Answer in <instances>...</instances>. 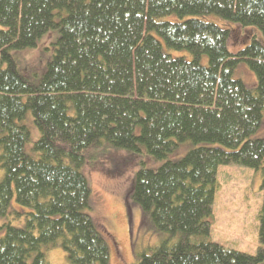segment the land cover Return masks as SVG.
<instances>
[{
    "label": "trees",
    "instance_id": "trees-1",
    "mask_svg": "<svg viewBox=\"0 0 264 264\" xmlns=\"http://www.w3.org/2000/svg\"><path fill=\"white\" fill-rule=\"evenodd\" d=\"M211 15L264 35V0H0V218L24 219L0 224V264H50L43 248L56 245L69 264H110L84 168L119 151L163 162L141 158L126 206L167 238L132 264H264V201L256 254L211 239L220 166L259 170L264 195V138L251 139L264 119V43L231 49ZM54 29L33 80L13 52ZM241 62L255 88L233 77ZM30 112L37 157L26 150ZM186 142L196 146L173 160Z\"/></svg>",
    "mask_w": 264,
    "mask_h": 264
},
{
    "label": "rangeland",
    "instance_id": "rangeland-1",
    "mask_svg": "<svg viewBox=\"0 0 264 264\" xmlns=\"http://www.w3.org/2000/svg\"><path fill=\"white\" fill-rule=\"evenodd\" d=\"M167 19L179 20L177 16ZM209 19L231 30L229 39L231 49L239 50L245 47L253 36L264 43V35L257 27H243L234 21L214 15L209 16ZM58 36L59 29H54L52 33L45 35L35 48L17 53L14 51L20 70L24 68L34 72L30 74V77L38 80L52 54L48 48H51L52 41ZM162 48L164 53L172 57H185L187 60L193 58L188 51L169 48L164 41H162ZM203 63L208 64L206 56L203 57ZM233 77L241 79L250 88L256 87V74L246 62H241L236 66ZM25 122L30 125L31 129V140L26 150L31 151L27 150L29 155L37 157L38 155L32 151V148L39 139L40 133L37 126L33 124L31 112L27 114ZM257 138H264V119L258 131L251 136V139ZM195 146L191 142L182 143L173 160L183 158ZM141 158H134L127 151L111 152L100 157L94 167L84 168L92 190V209L89 214L105 234L110 247V264H132L141 253H149L151 248L167 238L153 227L150 220L148 225L142 228L140 224L142 211L137 203L133 202L134 205H131L130 211H127L126 197L138 162L144 159L154 168L163 163H156L146 156ZM2 174L1 171L0 177ZM261 181V172L257 169L242 165L220 166L218 170L219 188L212 215L211 239L213 241L227 248L249 254L257 253L260 244L259 212L264 201ZM18 208L20 205L14 199L11 211ZM4 220L12 222L14 226L24 225L23 218L11 220L9 217H2L0 224ZM43 250L50 264H69L61 245L46 246Z\"/></svg>",
    "mask_w": 264,
    "mask_h": 264
}]
</instances>
